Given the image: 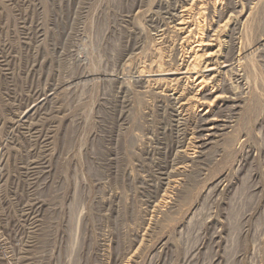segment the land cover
<instances>
[{"label": "rangeland", "instance_id": "obj_1", "mask_svg": "<svg viewBox=\"0 0 264 264\" xmlns=\"http://www.w3.org/2000/svg\"><path fill=\"white\" fill-rule=\"evenodd\" d=\"M0 264H264V0H0Z\"/></svg>", "mask_w": 264, "mask_h": 264}, {"label": "bare ground", "instance_id": "obj_2", "mask_svg": "<svg viewBox=\"0 0 264 264\" xmlns=\"http://www.w3.org/2000/svg\"><path fill=\"white\" fill-rule=\"evenodd\" d=\"M198 14H200V12ZM185 22L186 21H185L184 17L181 16L179 21H178V23H176L177 24V28L178 29L186 28V24L187 23H185ZM196 43H197V46H200L202 43H204V41L201 38H198L196 36ZM207 45H209V44H207ZM202 55L203 56L205 55V58H208L210 56H214L215 55V51L204 50V52H202L199 55L198 52H196V49H195L194 51H192V54L190 56L191 57V60H190L191 62L184 67V70H180V69L176 70V71L172 72L171 75H174L175 77H179V79L180 78L188 79V80L190 79L193 82H197L196 83L197 85L201 86V85L205 84L207 80L213 79L214 77H216V74L221 72V70L222 71L223 70H229V69L233 68L234 66H239L240 65L239 63H240L241 57H237L236 59L232 60L230 57L224 56V57L221 58V61H218V62H212L211 63V62H208V60H204V62L201 64V67L199 68V67L195 66L194 64H196V63H193V62L194 61L197 62L198 59ZM209 61H211V60H209ZM213 86H214V84H213ZM213 86H210L209 87L210 88L209 91L208 92L204 91V94H203L204 96L208 97V95H210V97H212V99L210 100L211 104L212 103H214V104L215 103H220V102L226 103V102L232 100L231 95H228V93L226 91L220 90V92H215L214 91L215 89L213 88ZM205 101H207V100H205ZM211 104H209V105H211ZM207 113H208V110H206L205 114L202 117L203 125L205 126V128H207V131L213 132V130L215 131V129L217 128L219 122H221V119H219V117H218L219 115H217V114H214V113L213 114H210V113L207 114Z\"/></svg>", "mask_w": 264, "mask_h": 264}]
</instances>
